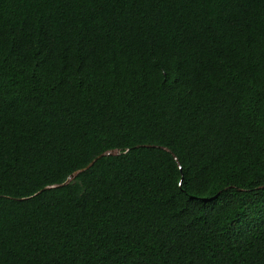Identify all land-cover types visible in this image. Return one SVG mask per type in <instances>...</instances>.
I'll use <instances>...</instances> for the list:
<instances>
[{"label":"trees","instance_id":"obj_1","mask_svg":"<svg viewBox=\"0 0 264 264\" xmlns=\"http://www.w3.org/2000/svg\"><path fill=\"white\" fill-rule=\"evenodd\" d=\"M0 264H264V0H0Z\"/></svg>","mask_w":264,"mask_h":264},{"label":"water","instance_id":"obj_2","mask_svg":"<svg viewBox=\"0 0 264 264\" xmlns=\"http://www.w3.org/2000/svg\"><path fill=\"white\" fill-rule=\"evenodd\" d=\"M116 151H107V152H103L97 156H95L93 159H91L83 168H80L79 171L85 170L87 169L89 166H91L99 157L103 156V155H108V154H116ZM76 172L71 173L68 178L66 179V181H68L69 179H71L73 177V175Z\"/></svg>","mask_w":264,"mask_h":264}]
</instances>
